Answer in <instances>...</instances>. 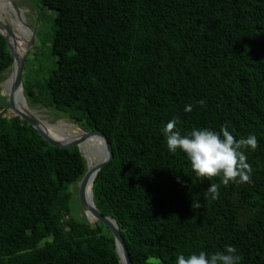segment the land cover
I'll use <instances>...</instances> for the list:
<instances>
[{"label": "trees", "instance_id": "1", "mask_svg": "<svg viewBox=\"0 0 264 264\" xmlns=\"http://www.w3.org/2000/svg\"><path fill=\"white\" fill-rule=\"evenodd\" d=\"M37 3L53 14L52 66L23 84L27 103L106 136L113 158L93 182L94 203L118 223L133 264L225 245L240 264H264V0ZM12 64L0 34V86ZM3 107L0 264H119L111 231L76 214L71 186L87 172L77 147L50 145ZM172 119L181 134L226 126L236 139L255 135L251 182L197 177L184 153L167 151Z\"/></svg>", "mask_w": 264, "mask_h": 264}, {"label": "clouds", "instance_id": "2", "mask_svg": "<svg viewBox=\"0 0 264 264\" xmlns=\"http://www.w3.org/2000/svg\"><path fill=\"white\" fill-rule=\"evenodd\" d=\"M184 110L190 112L192 106L186 105ZM177 123L175 119L169 120L162 130L167 151L175 153L179 150L184 153L197 177L219 176L224 185L251 182L252 169L247 163L245 152L257 148L255 135L249 134L236 139L226 126H221L219 131L208 127L193 128L190 132L181 134L175 130ZM218 194L216 184H210L205 190V195L212 200L217 199ZM192 207L199 209L200 202L193 201ZM240 260L236 246L225 245L222 250L211 253L201 250L187 255L177 254L174 264H240Z\"/></svg>", "mask_w": 264, "mask_h": 264}, {"label": "water", "instance_id": "3", "mask_svg": "<svg viewBox=\"0 0 264 264\" xmlns=\"http://www.w3.org/2000/svg\"><path fill=\"white\" fill-rule=\"evenodd\" d=\"M13 6L16 10H18V7L14 3H13ZM28 26L32 31V37H31L30 42H29V49H28L27 53L22 58L18 59L16 56V53H15V50L11 47L10 41H9L10 37L13 36V32L11 31V29L9 28L8 25H5L4 23H2L0 21V34L6 40L8 49L13 55V64L10 68L11 71L13 70L14 67H16L14 82H13V85H12L11 90H10L8 106L11 108V110L16 111L17 112L16 115L19 116L22 120L26 121L31 127H33L39 133V135L42 136L43 139L45 141H47L50 145H52L56 148H60V149L77 147V149L82 154V156L84 157V159L86 160V163H87V172L85 173V175L83 176V178L80 181L79 191H78L79 204H80V207H81L83 213L85 214V218L92 224L101 223L111 231V233L113 234L114 239H115L116 252H117V255L119 258V264H133V262L131 261V258H130L129 251H128L126 244L124 242V239L122 237L118 223L116 222L115 219H113L111 217L103 216L99 212V210L96 208V205L94 203L93 182H94L97 174L107 164H109L113 158L112 147H111L110 143L108 142L106 136L103 134H100V133H90V132H86V131L82 130L83 133L78 138H76L72 141H69L68 143H62L58 140L52 139L48 134H46L40 128L38 121L35 118L30 116L26 112L17 111L15 108L14 94L17 91H20L21 95L24 97V105L26 106V104H28L26 97H25V93H24L23 72H24L26 60L30 54L29 52L31 49H33L34 39L36 36L35 29L29 24H28ZM92 137H98L101 139L103 146H104V152L106 154V158L102 163L95 165L93 167V169L90 170L87 157L81 151L79 144L85 140L92 138ZM92 175L94 177L93 182H92V186H91V192H90V198H91L92 205H88L87 200H86V191H87L90 176H92Z\"/></svg>", "mask_w": 264, "mask_h": 264}, {"label": "rangeland", "instance_id": "4", "mask_svg": "<svg viewBox=\"0 0 264 264\" xmlns=\"http://www.w3.org/2000/svg\"><path fill=\"white\" fill-rule=\"evenodd\" d=\"M9 1L11 2L12 5L14 3L18 7V10H20V14L23 16V18H25L24 20H26L27 23L31 25L36 31L33 49L26 60L24 72H23V84L26 83L28 85L33 84L38 79L46 77L49 68L52 66V59L50 56V49H49L50 43L48 42V37L50 36L51 33L53 14L51 15L52 13L51 11L44 9L40 5H38L37 0H9ZM0 4L3 7L1 0H0ZM4 9L7 12H11L9 11L8 8H4ZM17 32L19 33L20 30L17 29ZM29 33L30 31L26 27L23 28L22 31L20 32L21 42L24 45L27 44V46L30 38ZM10 73H11V69H9V71L6 72L4 76V81L0 86V100L2 102V105L4 106L2 112L4 114V117L6 118H12L17 116L16 113L12 111L11 108L8 106L9 95L5 93V88H4V82L7 80ZM29 108L30 110H34L43 121H47L51 124H55L56 122L63 120L68 124L72 125L76 131L83 133V131L78 126H76L72 121H70L64 116H58L56 113H54L53 109L44 108L41 106H29ZM87 160L89 164V159L87 158ZM92 161L93 164H95L94 160ZM80 181H78L76 184L71 186V190L74 193L76 191L77 192L79 191ZM77 202H79L78 195L75 196L74 204ZM75 208L77 209L76 214L80 218H85V214L83 213L80 205L78 206L77 204Z\"/></svg>", "mask_w": 264, "mask_h": 264}, {"label": "bare ground", "instance_id": "5", "mask_svg": "<svg viewBox=\"0 0 264 264\" xmlns=\"http://www.w3.org/2000/svg\"><path fill=\"white\" fill-rule=\"evenodd\" d=\"M1 1L3 7L8 8L9 11L11 12L5 13L3 7L0 6V21L3 22L5 25H9V27L11 28V31L13 32V36H11L9 39L10 45L12 47L13 44V49L15 50L17 58L18 59L22 58L29 49V43L27 46V44L24 45L21 42L20 32L25 27L29 29L30 31L29 42H30V39L32 37V31L29 28L27 21L24 20L25 18H23V16L20 14V10H16L9 0H1ZM17 29L20 30L19 33L17 32ZM31 51L32 49L30 50L29 53H31ZM15 72H16V67L13 68V70L9 74V77L4 82L5 93L7 95H10V90L15 78ZM14 105L17 111L26 112L27 114L35 118L38 121L40 128L54 140H58L62 143H68L69 141L78 138L82 134L81 132L76 131L72 125L68 124L63 120H60L55 124H51L47 121H43L34 110H30L28 104H26V106L24 105V97L21 95L20 91H17L14 94ZM14 112L17 114L16 111ZM79 146L81 148V151L89 159L90 170L93 169L95 165L102 163L106 158L103 143L101 139L98 137H92L88 140H85L81 142ZM92 160H94L95 164H93ZM93 178H94L93 175L90 176L86 191V200L88 205H92L90 192H91Z\"/></svg>", "mask_w": 264, "mask_h": 264}, {"label": "flooded vegetation", "instance_id": "6", "mask_svg": "<svg viewBox=\"0 0 264 264\" xmlns=\"http://www.w3.org/2000/svg\"><path fill=\"white\" fill-rule=\"evenodd\" d=\"M1 6V5H0ZM4 9V8H3ZM5 13H7V11L4 9ZM11 29V28H10Z\"/></svg>", "mask_w": 264, "mask_h": 264}]
</instances>
